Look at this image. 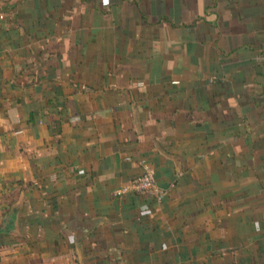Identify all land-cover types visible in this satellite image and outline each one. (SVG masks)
<instances>
[{
  "label": "crops",
  "instance_id": "0c3cea01",
  "mask_svg": "<svg viewBox=\"0 0 264 264\" xmlns=\"http://www.w3.org/2000/svg\"><path fill=\"white\" fill-rule=\"evenodd\" d=\"M0 13V264H264V0Z\"/></svg>",
  "mask_w": 264,
  "mask_h": 264
},
{
  "label": "built area",
  "instance_id": "2783aa9c",
  "mask_svg": "<svg viewBox=\"0 0 264 264\" xmlns=\"http://www.w3.org/2000/svg\"><path fill=\"white\" fill-rule=\"evenodd\" d=\"M0 17L3 18V14L0 13ZM142 84V82H140ZM126 191H135L139 193H151L159 198L162 197L166 191L159 188L155 178L154 171L150 167H146L141 175L134 178L128 186L123 187L118 193Z\"/></svg>",
  "mask_w": 264,
  "mask_h": 264
},
{
  "label": "water",
  "instance_id": "95a60500",
  "mask_svg": "<svg viewBox=\"0 0 264 264\" xmlns=\"http://www.w3.org/2000/svg\"><path fill=\"white\" fill-rule=\"evenodd\" d=\"M101 219L79 221L75 220L70 222L69 227L75 232L76 242L80 248L81 239L92 231ZM9 231L13 233H19V211H12L10 216V222L7 224Z\"/></svg>",
  "mask_w": 264,
  "mask_h": 264
},
{
  "label": "trees",
  "instance_id": "16d2710c",
  "mask_svg": "<svg viewBox=\"0 0 264 264\" xmlns=\"http://www.w3.org/2000/svg\"><path fill=\"white\" fill-rule=\"evenodd\" d=\"M140 194V193H139ZM39 222V221H38ZM54 222H57V221H52V223H54ZM100 245H101V248H100V250H102L103 249V244H102V242L100 241V243H99Z\"/></svg>",
  "mask_w": 264,
  "mask_h": 264
}]
</instances>
